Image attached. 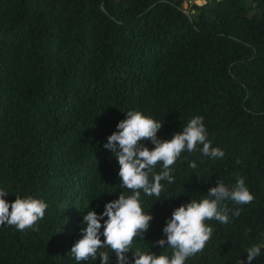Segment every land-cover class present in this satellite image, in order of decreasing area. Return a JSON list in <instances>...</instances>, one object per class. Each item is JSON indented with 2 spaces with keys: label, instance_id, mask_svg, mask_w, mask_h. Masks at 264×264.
I'll list each match as a JSON object with an SVG mask.
<instances>
[{
  "label": "trees",
  "instance_id": "16d2710c",
  "mask_svg": "<svg viewBox=\"0 0 264 264\" xmlns=\"http://www.w3.org/2000/svg\"><path fill=\"white\" fill-rule=\"evenodd\" d=\"M180 6L0 0V189L10 204L19 196L48 206L38 231L0 225V264H100L99 255L77 262L70 250L88 211L100 216L105 204L133 194L103 147L130 110L162 123L163 140L202 116L208 141L225 153L205 157L202 145L182 152L174 183L162 181L159 197L141 191L143 212L154 219L130 251L171 257L155 244L166 240L173 210L206 198L218 180L231 188L237 177L254 201H226L240 210L227 224L205 220L212 236L185 264H247V249L264 245V0H209L189 17ZM100 251L116 264L110 248ZM252 264H264V247Z\"/></svg>",
  "mask_w": 264,
  "mask_h": 264
},
{
  "label": "clouds",
  "instance_id": "9594fccd",
  "mask_svg": "<svg viewBox=\"0 0 264 264\" xmlns=\"http://www.w3.org/2000/svg\"><path fill=\"white\" fill-rule=\"evenodd\" d=\"M125 115L126 119L117 124V130L107 137L103 147L118 162L122 186L133 194L128 197L120 194L118 199L104 205V212L100 216L94 210L88 211L83 216L85 227L80 231L81 238L73 244L70 254L77 262L86 261L90 257L95 259L99 255L100 264H110L109 253L100 251L110 248L115 254L116 264H185L189 257L204 250L212 236L213 228L207 226L205 220L227 224L232 210L228 208L226 201L246 205L255 198L241 177H237L236 184L231 188L218 180L217 186L209 189L206 198L199 202L191 200L173 210L163 228L166 240L160 239L155 244L161 248L165 245L171 248V257L157 256L139 248L134 253L131 252L134 238L143 237L150 221L154 219L143 212L141 191L149 197H159L164 190L162 181L174 183L172 166L182 152L197 151L202 145L199 150L205 157L218 159L223 158L225 153L220 148L212 147L208 141L202 116L191 118L182 132L174 134L170 140H163L157 135L163 127L162 123L135 110H130ZM141 141H150L154 147L150 150ZM158 163L162 164V169L156 173L154 169ZM189 167L196 169V162L192 161ZM8 195L6 190L0 189V225L16 226L20 231L26 228L38 231L35 225L43 219L47 204L40 199L19 196L10 204L5 199ZM232 214L238 217L240 210L232 211ZM104 217L107 219L104 220ZM101 220H104L103 225ZM262 247L264 245H252L247 249V264H252L253 259L261 255ZM129 252L132 253L131 260L127 255ZM240 264H244L241 259Z\"/></svg>",
  "mask_w": 264,
  "mask_h": 264
},
{
  "label": "built area",
  "instance_id": "2783aa9c",
  "mask_svg": "<svg viewBox=\"0 0 264 264\" xmlns=\"http://www.w3.org/2000/svg\"><path fill=\"white\" fill-rule=\"evenodd\" d=\"M209 0H181L180 11L186 17L193 14L195 8L205 5Z\"/></svg>",
  "mask_w": 264,
  "mask_h": 264
}]
</instances>
